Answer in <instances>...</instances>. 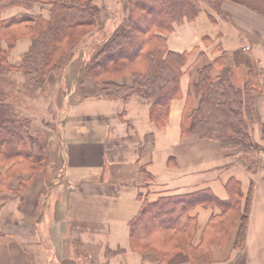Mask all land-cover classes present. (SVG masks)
Returning a JSON list of instances; mask_svg holds the SVG:
<instances>
[{
	"label": "crops",
	"instance_id": "obj_1",
	"mask_svg": "<svg viewBox=\"0 0 264 264\" xmlns=\"http://www.w3.org/2000/svg\"><path fill=\"white\" fill-rule=\"evenodd\" d=\"M93 1L121 9L122 0ZM23 10L8 7L1 17ZM222 10L219 15L203 7L167 34V48L189 58L161 128L150 119V101L136 94L112 97L90 77L65 90L83 76L92 46L64 59L32 95L20 91L22 73L11 72L17 95L3 90L0 96L11 98L14 113L29 119V147L46 161L35 174L20 168V158L0 164V264H264V0H223ZM29 11L48 16L39 4ZM116 19L104 18L105 37ZM31 42L17 39L8 62L18 66ZM207 63L211 76L228 68L233 86L243 88L249 80L255 88L249 132L262 148L254 172L216 140L182 134V113L197 103V69ZM251 184L245 242L237 248ZM172 195L201 201L187 211L195 223V257L166 263L152 249L131 247L130 222L144 201Z\"/></svg>",
	"mask_w": 264,
	"mask_h": 264
},
{
	"label": "trees",
	"instance_id": "obj_2",
	"mask_svg": "<svg viewBox=\"0 0 264 264\" xmlns=\"http://www.w3.org/2000/svg\"><path fill=\"white\" fill-rule=\"evenodd\" d=\"M122 1L126 7L124 29L116 27L101 39V45L84 62L83 74L107 88L112 97L125 99L136 94L148 99L150 119L161 128L166 123L171 100L179 94L180 77L189 58L187 52L167 48V34L175 24L193 20L203 7L222 14L223 0ZM34 4H39L40 9L47 8L48 16L30 12ZM15 5L23 6L24 10L1 17L3 9ZM100 10L101 6L93 0H0V92L6 91L8 97L15 93L13 70L22 73L20 91L35 92L83 38L102 28ZM22 37H29L32 42L15 66L8 62L7 56ZM210 72L209 63L197 69L193 83L197 103L182 113V134L216 140L249 172H254L262 148L249 132L255 88L249 80L243 88L233 86L228 68L216 76ZM126 77L131 78L130 84L122 82ZM8 97L0 96V164L20 158V168L35 174L44 167L45 157L41 151L35 154L30 149L29 142L33 139L28 133L30 121L14 113ZM262 132L264 135V123ZM252 187L251 184L240 214L234 242L237 248H242L245 242ZM195 200L199 198L172 195L144 201L130 222L131 247L138 251L152 249L164 260L170 253L165 249L169 243L176 237L187 236L189 246L184 253L195 257L192 249L196 247L190 243L195 223L187 215L190 206L198 202Z\"/></svg>",
	"mask_w": 264,
	"mask_h": 264
},
{
	"label": "rangeland",
	"instance_id": "obj_3",
	"mask_svg": "<svg viewBox=\"0 0 264 264\" xmlns=\"http://www.w3.org/2000/svg\"><path fill=\"white\" fill-rule=\"evenodd\" d=\"M106 1H108V0H105V2ZM100 2H101V0H100ZM123 3H124L123 1H120V6H121V9L120 10L121 11L118 9V12H114L113 6L107 4V2L104 5L101 3V10H100V13H99V20H100V22H102L104 24V18H107L108 16L109 17L112 16V18H114V17H115V19L117 18L116 19L117 24L115 25V29H116V27L119 28L120 30L124 29V27H123V23H124L123 19H125L124 17H125L126 7H125V4H123ZM105 31H106V27L103 25L102 28L99 29V32L96 35L93 36V38H90V37H91V35L95 31L89 37L87 36L86 38H83V40L81 41V43H79L76 46L77 49L74 52L70 53L67 57H65V59L72 58L78 51H80L81 47L83 49L84 46H89V47L92 46V48L97 49L101 45V43H102L98 39H100L102 37V35H103V38L105 37L104 36V33H106ZM103 38H101V39H103ZM91 41H93V43L90 44ZM63 61H64V59L61 61V64H63ZM55 70H56V68H54L53 70H51L48 73L46 79L48 78V79L52 80V78L54 77L53 75H54ZM83 77L89 78L88 76H86L85 74H83V76L79 77V79L78 78H74V79L71 78V79H69V80H72L73 79L74 81L72 83L69 82L68 84H66V89L65 90L66 91H69L67 89H69V88L73 89L72 88L73 87V84H77L76 83L77 80H79V82H78V86H79L80 82L82 81L81 78H83ZM78 86H76V87H78ZM98 86L100 87L101 90L107 91V88H105L104 86H100V85H98ZM75 92L76 91L74 90L72 92V94H75ZM22 93H23V95L28 96V95H32L34 92L28 93L26 90H24ZM16 95L17 94L15 93V96ZM258 153H259V151H258ZM25 185H26V182H23V187ZM177 246L181 247L182 249H178ZM188 246H189V244H188V238H187V236H180V237L174 238V240H172L169 243V245L165 248V249L170 250V253L168 255H166L165 258H164V260H162V261L168 263V262H170L172 260V258L175 259V260L173 259L174 261H176V259H178V258H185V259L190 258L191 256L188 257L184 253V249H186ZM196 252H197V250H196ZM197 260H201V259H197Z\"/></svg>",
	"mask_w": 264,
	"mask_h": 264
}]
</instances>
